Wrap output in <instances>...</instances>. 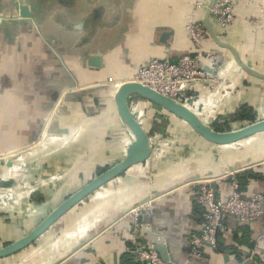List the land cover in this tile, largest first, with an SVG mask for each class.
I'll use <instances>...</instances> for the list:
<instances>
[{
  "label": "crops",
  "instance_id": "obj_1",
  "mask_svg": "<svg viewBox=\"0 0 264 264\" xmlns=\"http://www.w3.org/2000/svg\"><path fill=\"white\" fill-rule=\"evenodd\" d=\"M233 1L236 21L225 29L211 22L214 33L264 77V0ZM207 2L0 0V175L19 201L0 207V248L123 159L132 138L117 113L116 91L151 58L191 54L186 23L194 13L201 24L204 10L194 5ZM202 49L221 64L215 83L195 88L209 101L205 116L227 120L230 130L262 119L264 78L244 72L233 51L210 38ZM93 58L100 66L90 64ZM202 67L210 69L208 62ZM133 104L144 131L165 144L159 151L153 146L148 161L106 183L0 264H146L136 252L157 243L168 246L176 264H264V215L248 226L228 218L217 247L203 249L199 259L190 258L186 245L203 224L200 184H213L218 199L229 196L233 180L243 196L264 195V134L218 147L149 100L133 96ZM242 106L252 121L232 120ZM173 131L179 142L170 139ZM11 166L27 174L17 175ZM51 176L54 181L44 182ZM240 177H247L244 188ZM134 220L140 225L135 237Z\"/></svg>",
  "mask_w": 264,
  "mask_h": 264
},
{
  "label": "built area",
  "instance_id": "obj_2",
  "mask_svg": "<svg viewBox=\"0 0 264 264\" xmlns=\"http://www.w3.org/2000/svg\"><path fill=\"white\" fill-rule=\"evenodd\" d=\"M206 6L207 3L195 4L194 10L197 8L205 10ZM234 6L233 0H216L211 11L212 22L220 29L228 28L236 21ZM185 30L191 40V54L183 55L176 60L167 58L152 60L139 69L129 81L148 86L177 101L193 111L206 124L212 126L216 118L210 119L205 116L209 101L203 102L200 96L195 93V88L201 83H215L219 79L216 72L221 69V64L213 53L202 49L203 41L209 36L202 25L195 20L194 13L188 18ZM203 62H208L210 69L202 67ZM129 108L135 117L137 104H133ZM210 115L213 116L211 112ZM149 139L152 142V147L154 146V149L158 151L161 144L166 142L165 138H159L158 141L156 137H149ZM18 157L21 159L20 156ZM10 169L17 175L25 176L27 174V170L22 166H11ZM54 179L55 176H51L48 179L45 178L44 182L54 181ZM9 181L5 176L0 175V207L4 209L19 203L13 194V185H7ZM41 183L42 181L33 183L30 187L35 190ZM22 184L25 186L27 183ZM231 184L232 192L225 200L218 199L217 192L214 195L210 184L202 183L199 185L196 200L198 205L204 209L203 224L200 231L188 236L186 245L190 258L199 259L203 249L217 247L219 232L228 218L235 220L240 225L248 226L264 215V195L253 193L249 196H243L234 180ZM133 214L137 217L139 210H135ZM139 226V223L134 220V237L138 234ZM136 257L141 263L166 264L152 246L140 247L136 252Z\"/></svg>",
  "mask_w": 264,
  "mask_h": 264
},
{
  "label": "water",
  "instance_id": "obj_3",
  "mask_svg": "<svg viewBox=\"0 0 264 264\" xmlns=\"http://www.w3.org/2000/svg\"><path fill=\"white\" fill-rule=\"evenodd\" d=\"M216 0H208L207 6L204 10L203 19L201 21L202 27L207 32L209 38L217 45L222 48H227L233 51L232 48L221 43L214 33L211 11L215 5ZM24 11L22 12V15ZM235 60L238 66L247 74L264 78L256 74V70L253 67L246 66L239 62L236 53L233 51ZM161 60L165 58H151L146 62L141 63L134 71V74L146 66L152 60ZM95 67L100 66L101 61L99 58H93L90 61ZM210 71V70H208ZM133 74V75H134ZM133 96L149 100L153 104L157 105L161 109L165 110L169 114L173 115L177 119L183 121L195 134L200 136L206 142L215 146H231L240 143L244 140L252 138L256 135L264 134V118L256 120L251 124H247L238 129L230 131H217L211 125L206 124L199 116L193 111L188 109L186 106L178 103L177 101L162 95L148 86L142 85L137 82L127 81L123 82L114 95V102L116 104L117 113L129 132L132 141L127 146L126 153L123 159L110 167L100 175L91 179L85 186L73 193L67 199H65L59 206H57L45 219H43L33 230H31L25 236L18 240L3 246L0 248V259L12 256L21 250L30 246L35 242L48 228H50L62 215L67 213L74 206L79 204L84 199L88 198L92 193L102 188L106 183L114 180L121 174H123L129 168L143 164L148 161L152 155L153 147L148 134L144 131L140 123L135 119L133 113L129 108V100ZM54 126L51 125L47 129V133ZM157 151V149H156ZM10 165V162H8ZM234 168H228V171ZM214 195H216V187L210 185ZM153 249L159 254L161 259L166 264H176L173 258L169 255L168 246L164 243L150 244Z\"/></svg>",
  "mask_w": 264,
  "mask_h": 264
},
{
  "label": "trees",
  "instance_id": "obj_4",
  "mask_svg": "<svg viewBox=\"0 0 264 264\" xmlns=\"http://www.w3.org/2000/svg\"><path fill=\"white\" fill-rule=\"evenodd\" d=\"M249 113H250V111L247 109V107L246 106H242V107H240V109H238L235 112V114H233L234 119H232V120L233 121H240V122L241 121H248V122L252 121V118H250V116L248 115ZM244 118H246L248 120H246ZM213 128L215 130H217V131H228V130H230V124H229V122L227 120H225L222 123H216L215 122L213 124ZM247 177L253 178V175H250V176H247ZM247 177L246 178L245 177L244 178L243 177L238 178V180L240 182V186L242 188H244L246 186V184H247V181H246ZM251 245H253V242H251ZM129 260H130L129 256H127L126 261H129Z\"/></svg>",
  "mask_w": 264,
  "mask_h": 264
},
{
  "label": "rangeland",
  "instance_id": "obj_5",
  "mask_svg": "<svg viewBox=\"0 0 264 264\" xmlns=\"http://www.w3.org/2000/svg\"><path fill=\"white\" fill-rule=\"evenodd\" d=\"M171 134V136H169L170 137V139H172L173 141H180L181 139H179L180 137H177V135H176V133L173 131V132H171V133H168V135H170ZM168 137V136H167ZM94 174H91L90 176H89V178H91L92 176H93Z\"/></svg>",
  "mask_w": 264,
  "mask_h": 264
}]
</instances>
